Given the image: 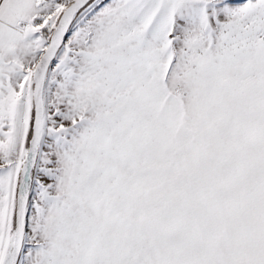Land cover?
<instances>
[{"label":"snow or ice","instance_id":"1","mask_svg":"<svg viewBox=\"0 0 264 264\" xmlns=\"http://www.w3.org/2000/svg\"><path fill=\"white\" fill-rule=\"evenodd\" d=\"M0 264H264V0H0Z\"/></svg>","mask_w":264,"mask_h":264}]
</instances>
